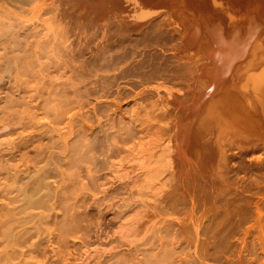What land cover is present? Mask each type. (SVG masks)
Listing matches in <instances>:
<instances>
[{
	"label": "rangeland",
	"instance_id": "obj_1",
	"mask_svg": "<svg viewBox=\"0 0 264 264\" xmlns=\"http://www.w3.org/2000/svg\"><path fill=\"white\" fill-rule=\"evenodd\" d=\"M261 80L264 0H0V264H264Z\"/></svg>",
	"mask_w": 264,
	"mask_h": 264
},
{
	"label": "bare ground",
	"instance_id": "obj_2",
	"mask_svg": "<svg viewBox=\"0 0 264 264\" xmlns=\"http://www.w3.org/2000/svg\"><path fill=\"white\" fill-rule=\"evenodd\" d=\"M148 34H149V33H148ZM151 36H152V35H151ZM117 48H118V47H117ZM128 51H129V49H128ZM103 53H104V52H103ZM108 53H109V52H108ZM144 54H145V53H144ZM123 55H124V54H123ZM135 55H136V54H135ZM141 55H142V54H141ZM147 55H148V54H147ZM150 55H151V54H150ZM120 56H121V55H120ZM124 56H125V55H124ZM116 57H117V56H116ZM118 57H119V56H118ZM122 57H123V56H122ZM122 57H121V58H122ZM135 57H136V56H134L133 58H135ZM145 57H146V56H145ZM148 57H149V56H148ZM148 57H146V58H148ZM154 57H155V56H154ZM136 58H137V57H136ZM139 59H140V58H139ZM141 59H142V58H141ZM115 60H116V59H115ZM143 60H146V59H143ZM132 62H133V61H132ZM144 63H145V62H143V63L141 64V66H142ZM131 65H132V64H131ZM138 65H140L139 62H137V65H135V67L138 66ZM135 67H134V65H133V68H135ZM130 69H131V67H130ZM141 72H142V71H141ZM143 73H144V72H143ZM145 79H146V78H145ZM261 84H264V81L261 80L260 83H258V90H259V88H260L261 86H264V85H261ZM173 89H174V88H173ZM260 92H261V91H260ZM261 94H264V91H262ZM260 97H261V96H260ZM258 99H259V97H258ZM258 99H257V101H259ZM262 101H264V100H262ZM259 104H261V103H259ZM259 104H258V105H259ZM261 105L264 106V104H261ZM257 107H258V106H257ZM258 108H259V107H258ZM260 108H262V107L260 106ZM260 108H259V110H260ZM261 110H262V109H261ZM259 114H260V113H259ZM261 114H264V112L261 111ZM259 116H260V115H259ZM261 116H262V115H261ZM255 118H256V117H255ZM257 118H258V116H257ZM258 119H259V118H258ZM259 120H260V119H259ZM256 121H257V120H256ZM257 122H258V121H257ZM262 122H264V121H262ZM259 123H260V122H258V124H259ZM259 127H260V126H259ZM260 128H261V127H260ZM257 130H258V129H257ZM258 132H259V131H258ZM260 134H261V133H260ZM220 135H221V134H220ZM221 137H222V136H221ZM207 140H209V139H207ZM203 144H204V143H203ZM207 147H208V146H207ZM209 147H210V146H209ZM204 149H205V148H204ZM209 149L211 150V148H207V149H206V151L208 150V152H207V155H204V156H208V155H209V154H208V153H209ZM218 149H219V148H218ZM219 150H220V149H219ZM206 151H205V152H206ZM201 152H203V150H202ZM211 152H212V151H211ZM211 152H210V153H211ZM202 155H203V154H202ZM204 156H203V158H206V157H204ZM214 156H215V155H214ZM218 156H219V155H218ZM219 157H220V156H219ZM219 157H218V158H219ZM239 157H240V156H239ZM207 158H209V157H207ZM214 160H215V159H214ZM221 160H222V158H221ZM216 161H217V160H216ZM210 162L212 163V161H210ZM217 163H218V162H217ZM210 165H211V164H210ZM213 165H215V163H214ZM197 167H198V166H197ZM213 170H214V169H213ZM216 170H217V169H216ZM209 171H210V170H209ZM205 173H206V172H205ZM208 173H209V172H208ZM213 173H214V171H213ZM213 173H212V174H213ZM215 173H216V172H215ZM205 175H206V174H205ZM214 175H215V174H214ZM205 177H206V176H205ZM206 178H207V177H206ZM28 199H29V198H28Z\"/></svg>",
	"mask_w": 264,
	"mask_h": 264
}]
</instances>
